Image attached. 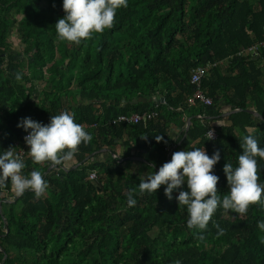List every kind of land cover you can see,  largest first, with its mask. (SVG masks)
Returning a JSON list of instances; mask_svg holds the SVG:
<instances>
[{
  "label": "trees",
  "instance_id": "1",
  "mask_svg": "<svg viewBox=\"0 0 264 264\" xmlns=\"http://www.w3.org/2000/svg\"><path fill=\"white\" fill-rule=\"evenodd\" d=\"M64 16L63 0H0V153H16L27 134L17 125L26 117L48 124L67 111L92 135L61 165L27 156L24 174L40 171L47 181L39 197L16 196L10 182L0 188V264H264V230L257 226L264 203L244 215L219 208L200 240L187 227L178 192L172 200L163 185L139 193L140 180L168 162L172 129L186 116L191 129L187 138L181 130L172 154L219 150L214 174L222 196L229 190L224 166H237L243 137L264 147V48L258 56H238L264 44V0H128L111 29L79 45L58 39L55 24ZM15 32L22 52L10 42ZM218 62L225 64L212 68L202 85L213 105L191 106L192 72ZM140 97L148 103L131 104ZM148 112L159 117L146 125L110 124ZM222 120L226 126H212ZM209 129L216 141L208 140ZM133 158L142 159L136 163L143 171L121 162ZM257 160L264 183V160ZM130 190L134 207L127 204Z\"/></svg>",
  "mask_w": 264,
  "mask_h": 264
},
{
  "label": "clouds",
  "instance_id": "2",
  "mask_svg": "<svg viewBox=\"0 0 264 264\" xmlns=\"http://www.w3.org/2000/svg\"><path fill=\"white\" fill-rule=\"evenodd\" d=\"M127 7L128 0H63L65 16L55 24L57 37L79 45L93 33L111 29L117 11ZM16 78L21 79V75L17 74ZM17 127L27 133L24 137L29 146L27 152L34 163L61 165L73 158L79 145L92 140V135L67 111L53 115L48 124L30 117L22 118ZM155 139L159 142L163 137ZM211 139L213 132L209 131L208 140ZM240 145L243 151L238 156L237 166L228 162L224 166L229 190L223 196L217 188L219 177L214 174V166L220 161L221 153L217 150L209 156L204 148L174 152L169 162L140 180L139 193H157L163 185L165 196L172 200L173 192H178L175 199L179 208L186 207L187 227L198 230L199 239L204 240L203 230L207 229L219 208L244 215L250 205L264 203V183L258 182L260 169L257 160V157L264 160V147H259L258 140L252 135L244 136ZM25 167L24 160L13 148L0 153V188L10 182L16 196L31 191L39 197L46 191L47 181L40 171L33 170L25 175ZM185 184L186 190H181ZM136 203L134 190H130L127 204L134 207ZM212 223L217 227L218 235H223L224 229L215 221ZM257 226L264 230V220L258 221Z\"/></svg>",
  "mask_w": 264,
  "mask_h": 264
},
{
  "label": "built area",
  "instance_id": "3",
  "mask_svg": "<svg viewBox=\"0 0 264 264\" xmlns=\"http://www.w3.org/2000/svg\"><path fill=\"white\" fill-rule=\"evenodd\" d=\"M263 48H264L263 43L249 47V48H245L238 54V56L239 57L240 56L241 57L258 56L260 50ZM223 64H224V62L208 64L206 67H199L192 72L191 83H192V85L196 86L197 90H196V93H195L193 99L190 101L191 106L196 107V106H198V104H200L203 106L210 107L213 105L212 99L205 95L202 85H203V81L210 75L211 69L223 66ZM158 117H159V113H157V112H148V113H145L143 115H139V114H133V115H129V116L121 115L110 124H112V125H121V124L138 125V124L143 123L146 125L149 122L156 120ZM200 118L202 119V117H200ZM209 131L213 132V139H211V141H216L218 139V135H217L216 131L214 129H209L207 134H206L208 139H209ZM17 148L18 149H17L16 153L19 154L21 156V158L25 161V159L29 155L27 152L29 150V146L26 144L25 139H23L22 144L17 145ZM171 149H172L171 146L168 147V151L170 153L172 152ZM97 178L98 177H97L96 173H93L90 176L91 181H96ZM13 199H15V198L12 197V200ZM10 202H14V201H10Z\"/></svg>",
  "mask_w": 264,
  "mask_h": 264
},
{
  "label": "crops",
  "instance_id": "4",
  "mask_svg": "<svg viewBox=\"0 0 264 264\" xmlns=\"http://www.w3.org/2000/svg\"><path fill=\"white\" fill-rule=\"evenodd\" d=\"M200 118V117H199ZM225 118H227V114L226 115H224V119ZM189 120H192V117L190 118V115L189 116H186L185 118H184V122H188ZM212 126H214V127H222V126H226V122H225V120H222V121H218V122H214L213 124H212ZM182 129H184L185 130V128L183 127V128H181V127H174L173 129H172V132H171V137H172V142L168 145V147H170V146H172L173 144V142H175L178 138H179V136L181 135V130ZM117 153L120 155V154H123L124 152L122 151V149L120 148H118L117 149ZM105 159V156H101V158H100V160L101 161H103ZM130 160V161H129ZM131 162L132 161V163L130 164H128V166H130V169H132V170H134L135 172H138V171H143L142 170V168H144V166L142 167V165L141 164H137L136 162H142V159H140V158H133V159H126V160H122L121 162H123L125 165H126V162ZM12 197L14 198V195H11V197H9L10 198V201H12Z\"/></svg>",
  "mask_w": 264,
  "mask_h": 264
},
{
  "label": "water",
  "instance_id": "5",
  "mask_svg": "<svg viewBox=\"0 0 264 264\" xmlns=\"http://www.w3.org/2000/svg\"><path fill=\"white\" fill-rule=\"evenodd\" d=\"M158 101H160L161 103H164V99L163 98H159V100L158 99H155V102H158ZM124 103L126 104V101H124ZM147 103H148V100L145 99V98H142V97L137 98V99H135V100H133L131 102L132 105L147 104ZM237 112H239V111H235V112H232V113H237ZM246 112L249 113V114H252V115H254L256 117H259L260 116L255 110H247ZM232 113L227 114V116L230 115V114H232ZM191 126H192V120H189L188 122H182L181 123L180 127L181 128H183V127L185 128V132H186L185 138L188 137V134H189V131L191 129ZM171 155H172V152H171V154L168 157V162L170 161ZM88 160L89 159H87V161ZM76 168H78V166ZM66 171L68 172L70 170H66ZM48 172H50V170ZM0 211H2V206H0ZM6 227H7V230H8V224L7 223H6ZM0 251L3 252V250L1 248H0ZM6 258L7 257H5V259Z\"/></svg>",
  "mask_w": 264,
  "mask_h": 264
},
{
  "label": "rangeland",
  "instance_id": "6",
  "mask_svg": "<svg viewBox=\"0 0 264 264\" xmlns=\"http://www.w3.org/2000/svg\"><path fill=\"white\" fill-rule=\"evenodd\" d=\"M15 31H16V29H15ZM10 42H12L13 43V45H14V49H15V52H22L23 51V49H24V46H23V44L21 43V41H20V39H19V37H18V35H17V33L15 32L13 35H12V37L10 38ZM224 64H225V62H224ZM224 64H223V66H224ZM41 86H40V89L42 88V84H40ZM94 182V181H93ZM12 201H15V199H13Z\"/></svg>",
  "mask_w": 264,
  "mask_h": 264
}]
</instances>
